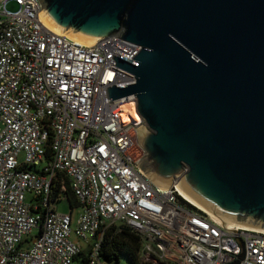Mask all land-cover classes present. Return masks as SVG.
Returning <instances> with one entry per match:
<instances>
[{
  "label": "built area",
  "instance_id": "obj_1",
  "mask_svg": "<svg viewBox=\"0 0 264 264\" xmlns=\"http://www.w3.org/2000/svg\"><path fill=\"white\" fill-rule=\"evenodd\" d=\"M41 11L38 0H0V264H76L85 251L88 264H108L101 250L112 225L133 229L154 264H264V234L226 231L177 185L163 192L140 171L143 122L123 120L136 101L112 106L107 90L136 83L113 57L132 61L142 48L80 43L50 29ZM62 176L76 216L57 211Z\"/></svg>",
  "mask_w": 264,
  "mask_h": 264
},
{
  "label": "water",
  "instance_id": "obj_2",
  "mask_svg": "<svg viewBox=\"0 0 264 264\" xmlns=\"http://www.w3.org/2000/svg\"><path fill=\"white\" fill-rule=\"evenodd\" d=\"M38 2L59 34L142 48L113 57L136 83L107 98L136 101L146 179L228 232L264 234V0Z\"/></svg>",
  "mask_w": 264,
  "mask_h": 264
},
{
  "label": "trees",
  "instance_id": "obj_3",
  "mask_svg": "<svg viewBox=\"0 0 264 264\" xmlns=\"http://www.w3.org/2000/svg\"><path fill=\"white\" fill-rule=\"evenodd\" d=\"M70 182L65 176L60 178V183L66 187L63 199H66L70 209L75 211L80 209V204L71 189ZM88 255V251H85L76 259V262L88 264ZM121 256H125L131 264H154L143 258L142 239L133 229L112 225L104 233L101 258L108 264H120Z\"/></svg>",
  "mask_w": 264,
  "mask_h": 264
},
{
  "label": "rangeland",
  "instance_id": "obj_4",
  "mask_svg": "<svg viewBox=\"0 0 264 264\" xmlns=\"http://www.w3.org/2000/svg\"><path fill=\"white\" fill-rule=\"evenodd\" d=\"M8 10L10 12H16L18 10V8L15 5H10L8 7ZM57 211L60 214H69L72 212V210L70 209L69 203L67 202L66 199H63L58 205H57ZM79 211L75 210L74 214L75 216L77 215ZM76 264H78V262H76ZM120 264H131V262L125 257V256H121V262Z\"/></svg>",
  "mask_w": 264,
  "mask_h": 264
},
{
  "label": "bare ground",
  "instance_id": "obj_5",
  "mask_svg": "<svg viewBox=\"0 0 264 264\" xmlns=\"http://www.w3.org/2000/svg\"><path fill=\"white\" fill-rule=\"evenodd\" d=\"M126 114H124L123 120L125 124H140L141 119L135 112V105H127L124 107Z\"/></svg>",
  "mask_w": 264,
  "mask_h": 264
}]
</instances>
